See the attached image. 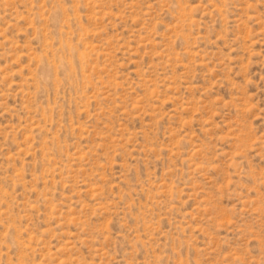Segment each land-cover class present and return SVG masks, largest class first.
<instances>
[{"label":"rangeland","instance_id":"rangeland-1","mask_svg":"<svg viewBox=\"0 0 264 264\" xmlns=\"http://www.w3.org/2000/svg\"><path fill=\"white\" fill-rule=\"evenodd\" d=\"M0 264H264V0H0Z\"/></svg>","mask_w":264,"mask_h":264}]
</instances>
